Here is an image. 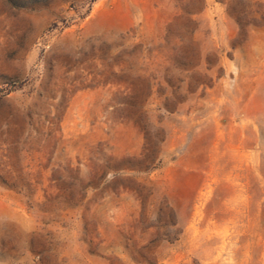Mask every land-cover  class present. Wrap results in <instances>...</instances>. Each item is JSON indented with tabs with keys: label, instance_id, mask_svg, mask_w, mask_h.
Segmentation results:
<instances>
[{
	"label": "rangeland",
	"instance_id": "rangeland-1",
	"mask_svg": "<svg viewBox=\"0 0 264 264\" xmlns=\"http://www.w3.org/2000/svg\"><path fill=\"white\" fill-rule=\"evenodd\" d=\"M0 264H264V0H0Z\"/></svg>",
	"mask_w": 264,
	"mask_h": 264
}]
</instances>
